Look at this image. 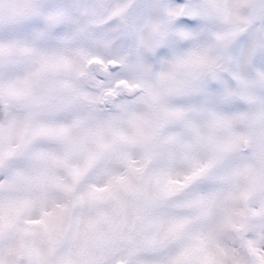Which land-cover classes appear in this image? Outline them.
<instances>
[{
	"label": "clouds",
	"instance_id": "1",
	"mask_svg": "<svg viewBox=\"0 0 264 264\" xmlns=\"http://www.w3.org/2000/svg\"><path fill=\"white\" fill-rule=\"evenodd\" d=\"M0 264H264V0H0Z\"/></svg>",
	"mask_w": 264,
	"mask_h": 264
}]
</instances>
